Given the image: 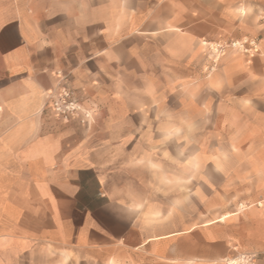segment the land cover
Masks as SVG:
<instances>
[{
	"label": "crops",
	"instance_id": "0c3cea01",
	"mask_svg": "<svg viewBox=\"0 0 264 264\" xmlns=\"http://www.w3.org/2000/svg\"><path fill=\"white\" fill-rule=\"evenodd\" d=\"M263 14L264 0H0V264H264V228L229 207L264 173ZM246 39L257 51L205 46ZM60 88L83 112L57 116Z\"/></svg>",
	"mask_w": 264,
	"mask_h": 264
},
{
	"label": "rangeland",
	"instance_id": "374dc122",
	"mask_svg": "<svg viewBox=\"0 0 264 264\" xmlns=\"http://www.w3.org/2000/svg\"><path fill=\"white\" fill-rule=\"evenodd\" d=\"M262 16L264 19V14ZM230 42H228L227 44H229ZM215 45L216 44L205 43V46H207L208 48V52L212 56H215V58L223 54L226 50H236V51L242 52L240 50L227 47L222 52L217 54V53H214V50H213V47L215 48ZM251 52H254V50H251L248 53H245V52H242V53L250 54ZM80 112H83V109L81 108V106H80L79 111L75 115H79ZM84 116H86V114H84ZM241 185H244V187H239V188H236L230 191L231 192V196L229 199L230 200L229 207L231 209L230 211L240 216L239 223L241 224L243 223V226L245 225L246 227L247 226L252 227L253 229L261 228V227L264 228V212L263 213L260 212L258 214L256 213L254 216H251L250 214H248L250 210H253V209L261 210V208H263L264 206V173H254L251 176L248 175V179L246 180V182L241 183ZM228 215L229 214H224L220 217V219H223L227 217ZM242 218L244 219V221H241ZM260 255L261 254L257 252L240 254L236 256L235 258H232V259H236L237 263H232L230 262L231 259H229L226 261V264H254L255 261L260 258Z\"/></svg>",
	"mask_w": 264,
	"mask_h": 264
},
{
	"label": "built area",
	"instance_id": "2783aa9c",
	"mask_svg": "<svg viewBox=\"0 0 264 264\" xmlns=\"http://www.w3.org/2000/svg\"><path fill=\"white\" fill-rule=\"evenodd\" d=\"M230 47L233 49L240 50L242 52L248 53L251 50L257 51L255 40H242V41H232L229 44H216L213 47L214 53H220L225 48ZM52 109L57 114L58 117L63 120L69 119L71 116L75 115L80 106L77 103L76 98L67 88H60L55 93H49ZM87 116V115H86Z\"/></svg>",
	"mask_w": 264,
	"mask_h": 264
},
{
	"label": "snow or ice",
	"instance_id": "6c2138e0",
	"mask_svg": "<svg viewBox=\"0 0 264 264\" xmlns=\"http://www.w3.org/2000/svg\"><path fill=\"white\" fill-rule=\"evenodd\" d=\"M44 86L48 87L49 85L47 83H45ZM164 131H167V130H164ZM189 131H191V129H189ZM179 132H180V129H173L170 132H168V135L165 136V139H169L171 136H173ZM105 199H107V198L105 197Z\"/></svg>",
	"mask_w": 264,
	"mask_h": 264
},
{
	"label": "bare ground",
	"instance_id": "6f19581e",
	"mask_svg": "<svg viewBox=\"0 0 264 264\" xmlns=\"http://www.w3.org/2000/svg\"><path fill=\"white\" fill-rule=\"evenodd\" d=\"M230 262H232V263H237V260H236V259H231ZM230 262H229V263H230Z\"/></svg>",
	"mask_w": 264,
	"mask_h": 264
}]
</instances>
